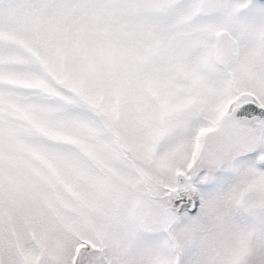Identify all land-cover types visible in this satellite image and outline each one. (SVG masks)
Instances as JSON below:
<instances>
[{
  "label": "snow or ice",
  "instance_id": "1",
  "mask_svg": "<svg viewBox=\"0 0 264 264\" xmlns=\"http://www.w3.org/2000/svg\"><path fill=\"white\" fill-rule=\"evenodd\" d=\"M0 264H264V0H0Z\"/></svg>",
  "mask_w": 264,
  "mask_h": 264
}]
</instances>
